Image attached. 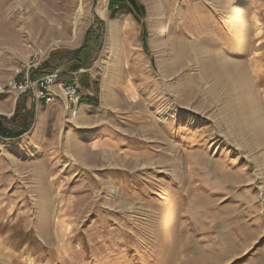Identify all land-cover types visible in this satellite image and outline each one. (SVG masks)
<instances>
[{"label":"rangeland","instance_id":"374dc122","mask_svg":"<svg viewBox=\"0 0 264 264\" xmlns=\"http://www.w3.org/2000/svg\"><path fill=\"white\" fill-rule=\"evenodd\" d=\"M135 3L141 20L110 0H0V264H264V0ZM35 53V72L71 66L56 54L95 66L125 149L73 158L51 129L45 156L38 136L2 137L19 97L30 130L48 106L8 89Z\"/></svg>","mask_w":264,"mask_h":264},{"label":"crops","instance_id":"0c3cea01","mask_svg":"<svg viewBox=\"0 0 264 264\" xmlns=\"http://www.w3.org/2000/svg\"><path fill=\"white\" fill-rule=\"evenodd\" d=\"M119 5L120 10L113 13L114 19L121 15H132L133 17L135 15L136 19L141 20L144 15L142 9L144 6L142 3H135V0H124V2ZM108 28L113 33L116 31L124 33L121 20L109 22ZM68 57L69 56L64 57L62 54L53 56V59H56L57 62L66 60L71 64V66L66 69L60 67L57 81L59 84L77 85L82 95L81 104L77 108L72 109L67 107L62 100H57L48 106L44 104L39 105L38 103L35 127L32 130H30V128L22 136H38L41 141L38 145L33 144L35 147L33 149L40 151L42 155L46 156L49 152L57 150L56 146L57 148L59 146L58 144L61 141L60 138H57L54 144H49L44 141L49 132H51V129L57 130L52 131V133L62 135V140L64 139V151L69 152L73 158L79 157L81 153L78 152L84 151L83 148H85L93 153H98V158L102 157L105 159L109 153L120 152L128 146V136L121 130V126L120 128L114 126V120H117V118L114 116L112 110L117 113L115 104L118 103L120 97L115 95L116 100H118L115 102L114 98L113 100L110 99L108 90L105 93L104 90L107 89V84L101 87L103 83L95 79L94 75L97 74L95 72V66L84 68L83 65H80L77 67V59L73 56H71V58L69 57V59ZM53 66V64H50L46 69L35 72L34 78L52 73L54 69ZM22 99L21 109L24 108V111L27 110L26 115L30 112L31 118L32 111H35L34 102L28 97H23ZM111 104L112 107L110 106ZM53 146H55L54 150ZM77 150L79 151L77 152ZM135 153L136 152H132V154L136 155ZM122 156V154H119L120 158ZM95 165H97V163ZM110 175L108 178L109 181L111 178Z\"/></svg>","mask_w":264,"mask_h":264},{"label":"built area","instance_id":"2783aa9c","mask_svg":"<svg viewBox=\"0 0 264 264\" xmlns=\"http://www.w3.org/2000/svg\"><path fill=\"white\" fill-rule=\"evenodd\" d=\"M41 63V56L35 53L27 64L16 71L15 78L9 83L8 89L17 93L18 96L32 94V96H36L38 100L48 105L57 99L63 98L67 107L77 108L82 101V95L77 85L59 84L57 81L58 75L52 73L33 77V73L42 65Z\"/></svg>","mask_w":264,"mask_h":264},{"label":"trees","instance_id":"16d2710c","mask_svg":"<svg viewBox=\"0 0 264 264\" xmlns=\"http://www.w3.org/2000/svg\"><path fill=\"white\" fill-rule=\"evenodd\" d=\"M122 2H124V0H110V9L115 10L116 8H118L117 5L118 4H121ZM119 8H120V6H119ZM88 45H89V39H87L85 46L79 51V52H81L80 55H82V53L84 52V50L87 49ZM80 55H78L79 58H76V59H79L78 60V63L81 65L83 60L80 58ZM78 65H77V67L80 66V65L79 66ZM21 100H22V97H19V99H18L19 102L17 104V107H16V110H15L14 116L11 119L8 120V122L11 125L13 124L14 126L20 128V131L17 132V133H10L8 131L5 134H3L2 137L7 136L5 138H10L12 140H17L24 133H26L28 131L29 127L26 124V119H25V116H28V114L26 115L27 110L24 111V108L21 109ZM29 114H30V112H29ZM3 119H4L3 121H6L7 122V119H5V118H3Z\"/></svg>","mask_w":264,"mask_h":264},{"label":"bare ground","instance_id":"6f19581e","mask_svg":"<svg viewBox=\"0 0 264 264\" xmlns=\"http://www.w3.org/2000/svg\"><path fill=\"white\" fill-rule=\"evenodd\" d=\"M81 10H83V6H81L80 7V10L79 11H81ZM105 14H106V10H104V11H101V15H104L105 16ZM80 20V17L79 16H77V20L76 21H79ZM78 23V22H77ZM243 25V24H242ZM241 29H243V28H241ZM261 31V30H260ZM262 32V31H261ZM50 34L51 35H64V29L63 28H57V27H55V28H53L52 27V29H51V32H50ZM110 36H109V41H108V44H109V47L111 48V46H113V43H114V40H115V37H114V33L112 32V31H110ZM66 38V37H65ZM77 40H78V33H77V31L74 33V35H73V40H72V42H77ZM258 43H260V42H258ZM264 43V42H263ZM259 45H261V43L259 44ZM263 48V47H262ZM261 48V49H262ZM262 66V65H261ZM260 66V67H261ZM260 70V69H259Z\"/></svg>","mask_w":264,"mask_h":264}]
</instances>
